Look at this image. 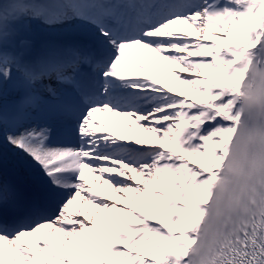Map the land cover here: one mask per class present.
Returning a JSON list of instances; mask_svg holds the SVG:
<instances>
[{
	"label": "snow or ice",
	"instance_id": "snow-or-ice-1",
	"mask_svg": "<svg viewBox=\"0 0 264 264\" xmlns=\"http://www.w3.org/2000/svg\"><path fill=\"white\" fill-rule=\"evenodd\" d=\"M0 264H264V0H0Z\"/></svg>",
	"mask_w": 264,
	"mask_h": 264
},
{
	"label": "bare ground",
	"instance_id": "bare-ground-1",
	"mask_svg": "<svg viewBox=\"0 0 264 264\" xmlns=\"http://www.w3.org/2000/svg\"><path fill=\"white\" fill-rule=\"evenodd\" d=\"M132 54L134 56H136L137 59H140L142 63L145 62L144 56H142L141 54H139L136 50H133V53ZM96 118H97V121L98 122H102V121L103 122H106L109 125V131H112L113 130L112 129V122L114 120H116L115 117H112L111 115H108L107 117H105L102 114H97V117ZM127 123H131V121H128ZM116 130L120 131L121 134H124L125 133V129H124L123 125L121 123H119V122H117Z\"/></svg>",
	"mask_w": 264,
	"mask_h": 264
},
{
	"label": "rangeland",
	"instance_id": "rangeland-1",
	"mask_svg": "<svg viewBox=\"0 0 264 264\" xmlns=\"http://www.w3.org/2000/svg\"><path fill=\"white\" fill-rule=\"evenodd\" d=\"M137 54V53H136Z\"/></svg>",
	"mask_w": 264,
	"mask_h": 264
}]
</instances>
